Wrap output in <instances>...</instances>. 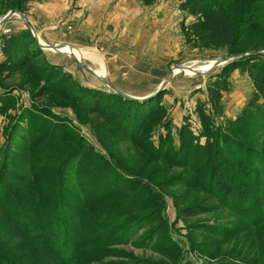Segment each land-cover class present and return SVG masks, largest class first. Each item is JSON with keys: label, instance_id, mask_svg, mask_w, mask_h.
Listing matches in <instances>:
<instances>
[{"label": "rangeland", "instance_id": "374dc122", "mask_svg": "<svg viewBox=\"0 0 264 264\" xmlns=\"http://www.w3.org/2000/svg\"><path fill=\"white\" fill-rule=\"evenodd\" d=\"M244 2L0 0V19L19 10L33 30L18 14L0 25V63L23 59L26 51L21 70L0 73V242L6 253L64 264L72 246L61 259L44 242L27 244L28 237L25 243L24 235L13 234L24 231L19 212L11 210L14 196L36 198L37 181L55 180L61 189L54 202H62L68 230L84 233L76 239L79 256L65 264H264V89H256L264 85V62L242 59L224 77L214 121L200 113L210 111L206 85L218 80L222 65L204 75L176 71L147 103L160 106V114L116 121L119 113L108 112L101 95L86 92L112 90L70 53L47 47L69 44L60 48L77 53L118 90L148 96L178 67L207 70L233 56L230 44L234 52L264 51V0ZM203 9L225 14L240 32L226 41L202 30ZM47 64L58 66L59 76L47 73ZM115 104L132 110L125 101ZM181 127L189 134L184 130L180 141ZM44 202L41 197L26 209L41 215Z\"/></svg>", "mask_w": 264, "mask_h": 264}, {"label": "trees", "instance_id": "16d2710c", "mask_svg": "<svg viewBox=\"0 0 264 264\" xmlns=\"http://www.w3.org/2000/svg\"><path fill=\"white\" fill-rule=\"evenodd\" d=\"M142 1L146 5L153 2V0H142ZM244 1H245L244 5L249 4V2H247V0H244ZM201 14H202L201 29L208 31L210 34H212L216 38H221V39H225L226 41H231L234 38V36L240 32L237 26L233 27L232 24H230V22L228 21V19L225 16V14H223V13L213 11L210 9H203ZM26 34H27V32H26ZM27 36L32 38L29 34H27ZM9 37H13V36L10 35ZM8 39H10V38H8ZM8 41H11V40H8ZM31 42H32V44H34L35 47H37L36 45L38 43L36 42V40H34L32 38ZM229 48L230 49L228 51V54L237 55V54L242 53V52H234L233 51L234 47H232L231 44L229 45ZM25 52L26 51L22 52V55H21L23 57V59H24V55L26 56ZM249 57L254 58L257 61L260 60V61L264 62V53L249 54V55H246L243 57L241 56V57L235 58V59L231 60L230 62L222 65V68L220 69V72L218 75V80L215 79L212 82H207L206 94H207L208 100L211 102V108H210V111L208 112V114L204 112L205 110L201 111V113H200L201 119H203L205 121L206 119H209L208 117L211 116V120L212 121L215 120V118L217 117V115L215 113V112H217V102H219L221 92L226 89L224 77L226 75H228L230 73V71H232L234 68H236L242 59L249 58ZM23 59H20V60L15 59L14 62H11L10 61L11 59H10V60H7L6 62H1L0 63V73L13 71V68L15 66L17 68H14V69L21 70L25 65V62H24L25 59L24 60ZM16 61H17V63H16ZM46 68H47L46 72L51 73L52 77L53 76H59V71H58L59 67L58 66L47 64ZM262 85H261V83L260 84L258 83V85L256 86L257 91H263L264 87H262ZM91 91L92 90H86V92H89L90 95H97L98 94V95H101L103 97L104 103L107 105L106 110L108 112H110V111L116 112L117 111L119 113L118 114L119 116L118 115L115 116L116 121L120 120L121 117H125V120H131V119L133 120V119L139 117V119H141V121H142L143 120L142 118L144 116H146L147 114L148 115L152 114V113L157 114V115L160 114V109H161L160 106H157V105L153 106L151 104H150L151 105L150 106L149 104H147L148 102L153 100V98L151 96L146 98V99H143V100H134V99L124 98L123 96L117 94L114 91H108V93H105V94L104 93H102V94L96 93V92H98L97 90H95L93 93ZM82 99H84V98H82ZM92 99H94V98L92 97ZM109 101H114V102L110 103ZM120 101H125V103L131 104L132 110L131 111H130V109L126 110L125 108H123V110H120L121 107L115 108L116 107L115 103L120 102ZM98 103H99V101H98ZM145 107L147 110H145ZM100 109H101V111L107 112L103 108H100ZM125 111H128V112L126 113ZM106 115H108V114H106ZM107 117L110 118L111 117L110 114ZM184 130L186 131L187 129L181 127L178 130V136H179L180 141L183 139L182 136L184 135L183 134ZM188 132L189 131H186L187 134H189ZM191 134H192V132H190V135ZM190 135H188L187 138H190ZM227 135H228V133H227ZM165 138H167V137H164V138L159 137V141L161 142ZM179 145L181 146V143ZM219 179L222 181L221 189L227 193L229 190L225 186V183L223 182L224 180H222L221 178H217V181ZM56 182L57 181H55V180H51V181H46V183L43 184V183H39V181H37L36 182L37 183V188H36L37 191H36V193H33V194L37 195L36 198L33 197L32 199L26 200V199H21V197L19 195L14 196V197H16L15 198L16 200H14L16 205L13 206L11 210L19 212L20 216L15 215V217L17 220H19L20 224H22V227H24V231H23V233L10 232L8 234H12V233L17 234L20 239L22 238L21 236L24 235L25 243H26V241H28V238H29L31 241H28L27 244H31V245L33 244L32 243L33 241H35L36 243L44 242L46 244L45 246L48 248L47 252L49 253L52 251L53 253H55L56 256L60 257L61 259H62L63 251L64 250L67 251L68 247L72 246V248H73L72 251L67 252V255H65L66 256L65 257L66 259L64 258V261H65V260H69V259L76 258L79 256L80 246H79V244L77 245L76 239H77V236H79L81 239L84 238V233H82V232L77 233L75 228H73L74 233L72 231L68 230L70 223L68 224L69 221H65V218L63 215V212H64L63 204H62V202H60L59 203L60 205H58V203L55 205V202H54V198H53V196L55 194L54 192L56 190L61 189V187H60L61 182H60V185H59V183H56ZM245 185L247 188H249L250 183H245ZM58 192L60 193V191H58ZM59 193L57 195H59ZM12 195H14V194H12ZM246 195H248V194H246ZM41 197L43 199V202L45 201L44 202L45 207H43V209L41 210V215H38L37 213H36L37 215L33 214L32 212H30L26 209V207H28V208L29 207H31V208L36 207L37 200L41 199ZM60 200L62 201V199H60ZM51 201L53 204L52 207L50 206ZM54 206L56 207V210L52 211L54 209ZM15 209H17V210H15ZM40 209H41V201H39V205H38V210L40 211ZM0 224H1V222H0ZM92 225H98V222L92 221L90 223V226H92ZM11 230H13V229H11ZM44 232L46 233L47 236L44 234ZM52 232L58 234L59 236L51 235L50 233H52ZM26 233L30 234V235H26ZM41 237H42V240L39 241L37 238L41 239ZM70 239H73V240H70ZM6 243H8V242L6 241ZM9 244H11V243H9ZM39 244L41 245V243H39ZM23 245L21 243L20 248H22ZM62 245L64 246L63 248H62ZM4 248H5L4 243L0 242V258H2L1 263H6V264H44V262L37 259V257L35 255H33V257L31 259L26 258L23 260V258H20L18 255H16V252H15V254H13V251H10L9 252L10 254L6 253ZM64 261H63V263L65 264Z\"/></svg>", "mask_w": 264, "mask_h": 264}, {"label": "water", "instance_id": "95a60500", "mask_svg": "<svg viewBox=\"0 0 264 264\" xmlns=\"http://www.w3.org/2000/svg\"><path fill=\"white\" fill-rule=\"evenodd\" d=\"M14 14H18L23 20L24 22L31 28L32 30V24L30 23V21L28 20L27 16L24 15L22 12H20L19 10H11L9 11L6 15H4L1 19H0V25L3 24L8 18H10L12 15ZM36 42L40 45L38 39L36 38ZM64 46L63 44L61 45H54L52 46V49L55 50V51H59V48ZM62 53H65L67 55L66 52H62ZM257 53H264V51H249V52H245V53H240V54H237V55H233V56H229V57H224V58H221V59H218L216 61H214L211 66L207 69V70H197L195 67H192V66H187L188 68L192 69L193 72L195 74H198V75H204V74H207L209 73L212 69H214L215 67L217 66H220V65H223V64H226L228 62H230L231 60L235 59V58H238V57H241L242 55H249V54H257ZM68 56L74 60V62L82 69H84L85 71L89 72L90 74H92L93 76H95L96 78H98L99 80H101L105 85L108 86V88H110L112 91L116 92L117 94L123 96L124 98H128V99H134V100H142V99H146L150 96H152L153 94L157 93L159 90H162L164 88V86L166 85V82L171 78V76L173 75V72L171 71V73L169 74L168 78L166 79V81L164 82H161L158 87L156 88V90L154 92H152L150 95L148 96H143V97H140V96H133V95H129L127 93H124L120 90H118L110 81L109 79L103 75V76H100L98 75L94 70H92L91 68H89L82 60L78 59L75 57L74 54L70 53L68 54ZM180 68V67H178ZM182 68V67H181Z\"/></svg>", "mask_w": 264, "mask_h": 264}, {"label": "bare ground", "instance_id": "6f19581e", "mask_svg": "<svg viewBox=\"0 0 264 264\" xmlns=\"http://www.w3.org/2000/svg\"><path fill=\"white\" fill-rule=\"evenodd\" d=\"M33 31V30H32ZM34 33V32H33ZM38 39V38H37ZM64 45H67V46H69V48H72L69 44H66V43H64ZM47 47H49V49H52V47L51 46H47ZM63 47V46H62ZM53 50V49H52ZM59 51H62V52H68V53H72V54H74L75 55V57L77 58V56H78V54L77 53H74V52H72V51H67V50H62L61 48H59ZM90 54H92V53H90ZM81 60V59H80ZM98 60V62H101L102 63V61L101 60H99V58L97 59ZM89 67V66H88ZM90 68V67H89ZM175 69V68H174ZM173 69V70H174ZM93 70V69H92ZM185 71V70H190V68H188L187 66L186 67H184V68H178V70H175V71H173V73H177L178 71ZM95 71V70H94ZM177 71V72H176ZM98 74V73H97ZM99 75V74H98ZM103 76V75H102Z\"/></svg>", "mask_w": 264, "mask_h": 264}, {"label": "crops", "instance_id": "0c3cea01", "mask_svg": "<svg viewBox=\"0 0 264 264\" xmlns=\"http://www.w3.org/2000/svg\"><path fill=\"white\" fill-rule=\"evenodd\" d=\"M91 8L93 9V11L98 9V5L95 2L91 3Z\"/></svg>", "mask_w": 264, "mask_h": 264}]
</instances>
